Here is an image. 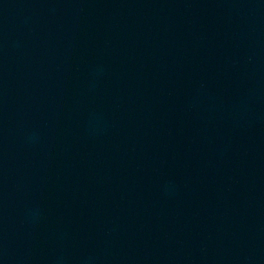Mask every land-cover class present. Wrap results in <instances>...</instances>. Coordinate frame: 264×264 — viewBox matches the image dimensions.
Wrapping results in <instances>:
<instances>
[{
    "label": "water",
    "instance_id": "95a60500",
    "mask_svg": "<svg viewBox=\"0 0 264 264\" xmlns=\"http://www.w3.org/2000/svg\"><path fill=\"white\" fill-rule=\"evenodd\" d=\"M0 264H264V0H0Z\"/></svg>",
    "mask_w": 264,
    "mask_h": 264
}]
</instances>
